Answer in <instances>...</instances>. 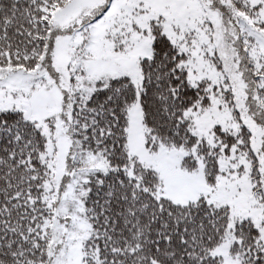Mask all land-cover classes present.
<instances>
[{
    "label": "trees",
    "instance_id": "obj_1",
    "mask_svg": "<svg viewBox=\"0 0 264 264\" xmlns=\"http://www.w3.org/2000/svg\"><path fill=\"white\" fill-rule=\"evenodd\" d=\"M69 2L0 0V70L31 72L48 63L53 47L51 11ZM229 2L264 31L256 7L248 5L250 0ZM161 19L147 22L150 43L146 56L138 60V88L125 76L99 80L87 97H75L70 104L66 135L72 147L105 162V170L87 173L81 186L83 216L90 225L81 248L83 264H223L210 251L225 238L229 209L202 198L179 204L160 195L162 184L155 171L142 166L128 150V113L136 103L152 139L147 141L151 150L160 146L186 151L180 166L190 173L198 169L199 159L210 190L224 174L221 159L231 155L233 162L239 157L248 160L259 177L251 133L240 121L229 88L220 94L238 127L214 126L212 145L192 133L187 112L206 109L211 89L206 80L190 82L187 56L164 32ZM241 47L254 83L256 75L264 76V63L254 72L249 45L241 43ZM206 58L221 72L216 52ZM65 96L64 108L70 101ZM256 99L264 107L263 88L256 91ZM193 148L194 155L190 154ZM50 177L41 127L19 110H0V264L53 263L56 251L51 248L49 222L55 216L57 197L48 188ZM253 192L256 205L263 209L264 227L263 195L257 185ZM232 234L235 242L230 253L239 255L241 264H264L254 220L237 222Z\"/></svg>",
    "mask_w": 264,
    "mask_h": 264
},
{
    "label": "rangeland",
    "instance_id": "obj_2",
    "mask_svg": "<svg viewBox=\"0 0 264 264\" xmlns=\"http://www.w3.org/2000/svg\"><path fill=\"white\" fill-rule=\"evenodd\" d=\"M248 5L256 7L254 13L264 24V0H250ZM159 17L164 32L187 56L190 82L206 80L211 89L206 109L187 112L193 121L192 133L212 145L214 126L238 127L231 122L230 110L220 94L229 88L240 121L251 133L259 177H255L248 160L239 157L233 162L231 155L221 159L224 174L217 187L210 190L199 159L198 169L190 173L180 166L186 151L160 146L151 150L153 146L147 141L152 139L137 103L128 113L129 153L142 166L155 171L163 197L179 204L202 198L208 204L229 209L225 238L210 256L220 258L223 264H241L240 256L232 255L230 247L235 242L232 230L243 219L254 220L264 251L263 209L256 205L253 192L254 186H259L264 199V107L256 99V91L264 89V76L256 75L257 81L252 83L241 47V43L249 45L253 71H260L264 31L251 18L235 11L229 0H112L110 4L108 0H70L51 11L53 47L49 62L31 72L0 70V110L21 111L26 119L38 123L47 140L51 172L48 188L57 197L55 216L49 222L51 248L56 251L52 264H83L81 248L89 237L90 225L83 216L81 186L87 173L105 170L100 156L82 154L68 140L70 104L75 97H87L99 80L125 76L138 88V60L146 56L150 43L147 22ZM213 51L222 63L221 72L206 58ZM64 95L70 100L66 108ZM190 154H195L194 148Z\"/></svg>",
    "mask_w": 264,
    "mask_h": 264
}]
</instances>
